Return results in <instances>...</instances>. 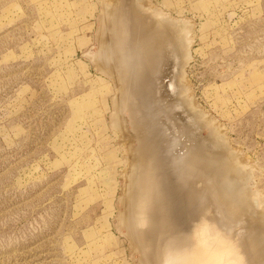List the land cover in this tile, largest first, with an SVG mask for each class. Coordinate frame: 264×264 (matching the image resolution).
<instances>
[{
	"label": "rangeland",
	"instance_id": "1",
	"mask_svg": "<svg viewBox=\"0 0 264 264\" xmlns=\"http://www.w3.org/2000/svg\"><path fill=\"white\" fill-rule=\"evenodd\" d=\"M116 1L0 0V264H141V246L126 231L136 187L145 181L146 203L155 201L165 211L173 208V233L167 232L166 239L190 232L189 224L182 221L181 198L169 199L173 188L168 182L161 184L158 163L148 164L153 157L147 148L153 146L150 138L156 127L151 113L146 108L126 107L134 105L129 102V92L139 94L140 89L130 88L131 72L124 73L122 82L117 76L127 53L120 58L113 51L116 35L108 24H118L113 17L119 12ZM141 3L163 11L170 19L192 24L190 57L182 82L193 97V107L182 111L172 107L167 118L173 122L172 115H177L175 133L185 142L184 155L194 153L195 159L204 162L200 160L199 168L194 162L187 170L194 172L189 184L203 191L196 197L208 196L203 203L209 204L202 213L217 209L216 223L221 222V229L234 240L245 242L261 235L264 242L263 216L247 208L246 198L250 196L246 188L252 187L264 200V0ZM169 26L167 37L173 33ZM145 37L142 40L148 48L152 39ZM164 38L161 47L169 44ZM104 49L106 58L101 53ZM139 49H135L137 55L142 52ZM88 53L97 57L92 59ZM131 59L125 69L131 67ZM165 65L164 73L160 68L162 85L157 88L168 97L170 106L169 101L179 95L172 79L174 61ZM101 66L113 77L102 72ZM115 110L118 123L113 128ZM186 111L189 117H198L188 120ZM182 125L186 133L181 137ZM192 130L195 136L187 135ZM205 159L214 161L211 169L205 166ZM235 160L239 167L242 164L240 169ZM227 180L233 189L234 182L242 186L238 183L225 195L222 188ZM160 186L165 192L157 196L155 187ZM212 190L213 197L207 195ZM228 209L234 212L224 213ZM243 242L242 264L254 260L253 254H258L256 264L264 263V245L257 254L247 256L251 250L246 251Z\"/></svg>",
	"mask_w": 264,
	"mask_h": 264
},
{
	"label": "bare ground",
	"instance_id": "2",
	"mask_svg": "<svg viewBox=\"0 0 264 264\" xmlns=\"http://www.w3.org/2000/svg\"><path fill=\"white\" fill-rule=\"evenodd\" d=\"M140 1L142 2V0H137V3L134 0H118V1H116V2L119 3V5H118V3L115 2L116 5H118V7H119L117 9H119V12L120 13L117 10L116 12L119 14V16L118 17L117 16H114V15L117 14L116 12H114L116 14H113V17L116 18L114 20H116L115 22H118V24L115 25L114 24V21H113V23L111 22L110 24H108V27H109V25H111L110 28H112V29L114 28L115 29V30L113 29V31H115L114 36L116 35V38L114 36H113V38H115L114 39L115 40L114 43L116 45H115V48L113 47V51H114V49H116L114 52H115V54H118V57H120V58H121V56L124 57L123 55H124L125 52L127 53L126 58L123 59V64H124L123 65V68H122V70H120V72L118 71L117 76L120 79V81L122 82V77H123L124 73L131 72L132 74H134L133 83L131 84L130 88L131 89L137 88L138 90L140 89V92H139V94L132 93V91L129 92L131 94L130 95L131 97L128 98L130 100L129 102L134 103V105L133 104L132 105L129 104L130 105L129 106L127 104L126 107H128L129 110H132L134 108H139L140 110L146 108L151 113V118L150 119H151V121H153V122L156 123V127H155L154 136H152V138H150V144L153 143L152 144L153 146L147 148L148 151L151 148L150 151L152 153L149 154V157L150 158L153 157L152 158V161H150V162L148 161V164H150V163H154V164L158 163V167L160 169V170H158V175H159V178L161 180V184H162L163 181H165V182H168L170 184V186L173 188V192L169 196L170 197L169 199H171L172 201H174V200L178 199L179 197L181 198L179 204L182 206V216H181L182 217V221L185 224L188 223L189 226H190V230H191V226H192L193 222L196 221V220H198L199 217L202 214H205V212L202 213L201 210L204 207H206V204L208 205L209 203H205V206H204V203L203 202H207L206 201V198H208V196L206 197V194H205V196L203 195L205 198L202 197V196H201V198L196 197L197 195L200 194L199 192H200L201 189H199V187H197V186L194 187V186H191L189 184L190 177H191V175L194 172L192 173V171H193V169H192L191 170V174H190V173L187 172V170H189V167L190 166L192 167V166L195 165V167H198V166L201 165V162L202 163H204V162L201 159H199V161H198L197 158H199V157H197V156H196V159H195L194 153H193V156H190V155L187 156L188 155L187 153H186L187 155L186 154L184 155L183 147H182V142H184V141L181 142L180 137L177 138L176 137V133H175V127H177V125H178V124L176 125V123H175V120H176L177 115L176 116L175 115H172V116L175 117V119H173L174 117H172V118L169 117V119L171 118V120L172 119L174 120L172 122V121L168 120V118H167L168 117L167 116L168 113L167 112L169 111V109L172 111L173 108H178L179 110L182 111L183 108L188 109L190 107L191 108L193 107L192 104H191L193 102L192 101V98L193 97L190 98L191 95L190 96L188 95L189 92H188V89H186L187 88V86L185 85L186 83L183 84L184 81L182 82V80H184V76H186V75H184V68H185V66H187L186 64H188L187 62L189 61V59L187 61V58L190 57L189 56V51H190V47H191V39H190V36H191V31H192V26H190V25H192V24H189L190 22H186L185 23V22H182L180 20L170 19V17L168 16L169 17L168 18L163 11H161L159 9H155V8H150V7L142 4ZM117 18L119 19L118 21H117ZM112 19L113 18H111V21H112ZM108 22H110V19H109ZM160 22H162V23L160 24ZM163 23H164V26H165V24H167L166 27L167 26L170 27L169 26V24H170L171 27H172L171 28L172 30L170 29V31H172L173 33H175V31H174V28H175V30L177 31L176 32L177 34L173 35V33H172V36H169L170 38L167 37L168 34H169L168 33L169 31L167 30L168 27H167V29H166V27H164L165 29H163V28L162 29H159L160 27H163L162 26ZM103 25H104V23H103ZM100 28L101 27H99V29ZM104 29H105V26H104ZM150 29H154L153 32ZM116 31H117V34H116ZM166 31H168L167 32V36H165L166 35ZM106 32H107V30H106ZM110 32H112V31H110ZM152 34H155L156 37L150 38L152 36ZM160 34H162V36H165V38L162 37V36H160ZM145 36H148L149 39H152V44H149L148 43L150 45V46L148 45L149 46L148 48H147V46H145V45H147V41L144 44L145 41L143 42V40H142L144 38L145 39L147 38ZM163 38H164V40L166 39V41H168L169 44L166 45L167 44L166 43L165 44L166 45L165 47L163 46L164 45L163 44L162 45L163 48H162L160 45L162 44V42H164L163 41ZM167 38L171 39V41L170 40H167ZM173 39L175 40V43H173V41H174ZM173 44H175V45L173 46ZM107 45H106V47H107ZM137 47L140 48L139 50H142V52L138 53V55H137V53H135V49ZM105 49L104 50H101L102 51L101 53H103V56L104 57H105L104 51L107 52ZM99 55L101 56V58L103 57L102 54H99ZM151 55H152V57H151ZM87 56L88 57L90 56L93 59L94 56H96V55L93 56L91 53H88ZM136 56H137V58H136ZM131 57H133V58L135 57L136 60H135V58L134 59H131ZM98 58H99V56H98ZM155 58H157L158 60H156ZM103 59H102V61H103ZM112 59L114 60V58H112ZM130 59L132 61V63L130 64L131 67L130 68L128 67V69H125L126 66L129 65L128 62H130ZM95 60L97 61L98 59L96 58ZM95 60H92V61H94V63H95ZM161 60H162V62H161ZM170 60H173L174 61V65H173L174 70H173V77H172V79H174V81L176 82L175 92L179 95V97H177V95L175 96V99H177V100H175V99L173 100L174 102L177 101L176 103L169 101L171 107L167 105V102L169 100L168 97L163 96V95H160V93L158 92V88H157L160 85H162L160 83V79H162L161 78L162 72L160 74V68L163 70L164 69L163 67L166 66L165 64H167V62L170 61ZM99 61H98V63H99ZM106 61L107 60H105V62ZM97 64H94V65L96 66ZM117 67L118 66H116V69L119 70V68H117ZM100 69L102 70V72H104L108 76L110 75V76L113 77V73L112 72L109 73V71H107L104 66L103 67L101 66ZM163 73H164V70H163ZM168 76H167V81H168ZM163 78H164V76H163ZM117 79H115V80H117ZM185 80H186V78H185ZM127 82H129V81H127ZM130 82H131V80H130ZM166 83H165V85H166ZM169 84H170V81H169L168 85ZM174 85H175V83H174ZM185 86H186V88H185ZM166 87H167V85H166ZM121 88H122V85H121ZM164 90L166 91V89H164ZM162 92H164V91L162 90ZM168 95H169V93H168ZM172 99H171V101H172ZM124 100L126 102V98H124ZM125 102H124V104H126ZM127 102H128V100H127ZM114 104L115 103H113V105ZM115 105L117 106V104H115ZM132 106H133V108L131 109L130 107H132ZM116 109L119 110L118 107ZM194 109H196L195 106H194ZM137 111H135V112H137ZM171 111H169V114L171 113ZM191 111L193 112V110H191ZM116 113H118L117 110H115L112 113V119L110 118L112 120L111 126L113 128L118 123V119H117V114ZM172 113L173 114L174 113L176 114L177 112H174L173 111ZM199 113H201V112H199ZM185 114L187 115L188 112L185 113ZM140 116H141V114H140ZM195 116H196V114H195ZM195 116H193L194 118L192 116L191 117L193 119H196V117H198V116H196V117ZM187 117L189 118L188 120H191L190 119L191 117H189V114H188ZM186 118H185L184 121H186ZM200 118H201V116H200ZM203 120H201V121H203ZM192 122L195 123L196 120H193ZM188 123L190 125V122H187L186 124H188ZM194 123H192L191 126L196 124V123L195 124ZM205 123H207V122H205ZM182 126H181V128H182ZM195 127H197V126H195ZM195 127L192 126V128H195ZM189 128H191V127H189ZM189 128H188V130H189ZM182 131L183 132L180 131L181 132V137H182V134L186 131L185 130V125L183 126ZM192 131H194V132L192 133ZM192 131H191V134L188 131L187 135L188 134L189 135H192V134L194 135L195 130H192ZM214 131L217 132L218 130H214ZM216 136L219 138L222 135L221 136L216 135ZM190 139H192V138H190ZM193 139H195V138L193 137ZM196 140H197V136H196ZM218 141H219V139H218ZM221 141H222V139H221ZM221 141H219V142H221ZM224 141H226V140L224 139ZM211 144H212V142H211ZM218 144H220V143H218ZM199 145L200 146L201 145L203 146V144H199ZM213 146H215V144ZM226 146H228V145H226ZM147 147H148V145H147ZM184 148H186V146ZM178 150H181V153L180 154H176V152ZM196 150H199V149H196ZM202 150L204 151L205 149L203 148ZM198 154L200 155V153H198ZM149 159L146 158L145 160H149ZM207 159H209V158H207ZM200 160H201V162H200ZM204 161L206 163L205 166L207 165V168L208 169H211L210 167L214 164V161L211 162V161L206 160V159ZM194 162H195V164H194ZM221 162H222V160H221ZM234 162H236V165H237L238 162L236 160ZM145 163H147V162H145ZM219 165H221V164H219ZM241 165H240V167H241ZM134 166H135V164L133 162V167ZM237 166L239 167V165H237ZM133 167H132V170H133ZM240 167H239V169H240ZM248 168H250V167H248ZM198 172L195 175V177L198 176ZM195 173H196V171H195ZM247 174H249V173H247ZM229 175H230V173H229ZM193 176H194V174H193ZM217 177H218V175L216 176L215 179H217ZM245 177L248 178L246 175H245ZM232 178L235 179L234 177H231V179ZM246 178H245V180H246ZM237 180L238 179L236 178V181ZM225 183H226V187L225 186L223 187L225 189L222 188V190H224V191H222L223 194H225V192H226V194L228 192L230 193L232 190L234 191L235 187L240 184V182H238L239 184L238 183L236 184V182H234L235 183V187L233 189V184H227V183H229L228 180ZM230 183H231V181H230ZM188 184H189V186L193 187V192H191L192 190L189 189ZM146 186H147V182L145 181V182H143V183L140 184V187L139 188L136 187V189H138V190L135 191V193L137 194V197L135 195V199H136V201H134L135 204L131 208V211L129 212L130 213V217H131L130 223L127 224L128 225L127 226V231L126 230L125 231L127 233H129V235L136 241V243H138L141 246V249H140V252H139L140 253V256H141L140 259L143 260L141 264H157V258H158V255H159V246H160V243L162 242V240L166 239V237L164 235L167 232L173 233V231H172L173 226H172V222H171V220H172L171 217H172V214L174 212L172 210L173 208H171L169 211H165L166 210L165 207L162 208L161 206H159V203H156L155 201L152 202L154 205L151 204L150 203V201H151L150 199H149L150 201H148V203H146L145 200H144V195H146L145 194L146 188H147ZM219 189H221V188H219ZM244 190H243V194L245 193ZM246 191H247V193L249 192L248 196L250 195L249 197H246V198H249L248 199L249 201L247 200V202H248V207L247 208H249L250 211L255 212V214L253 213L254 215H256L258 213L260 216H263L262 223L260 224L258 222V223H255V224H258V225L260 224V226L262 225L264 227V224H263L264 223V209H263L264 208V200H263V198H260L259 197V193L256 190H254L252 187L251 188H249V187L246 188ZM163 192H165V190H164V188H161V186L160 187H155V194L157 196H160ZM201 192H203V191L201 190ZM128 193H129V191H128ZM213 193H214V190H212L211 192H208L207 195H209V196L212 195V197H213ZM247 193H245V194L247 195ZM216 194H217V192H216ZM139 195L143 196V199ZM191 195H193V197ZM241 195H242V193H241ZM219 196H221V195H219ZM124 199H126V198H124ZM129 200H130V198H129ZM201 201H202L203 204H201ZM237 204L238 203H235L234 206L236 207ZM241 205L242 204H239L238 205V206L241 207L240 209H242V207H243ZM147 206H148V211H147V208H146ZM234 206H233V208H235ZM231 210L232 209H228L229 212H224V213H226V214L227 213H231L232 214L234 211H231ZM235 210H237V208H235ZM260 210H261V213H260ZM206 211H207V209H206ZM211 211L212 212L209 213V215L216 222L217 219H218V216L215 214V212L217 211V209H215V212L213 210H211ZM226 211H227V209H226ZM240 211H243V209L240 210ZM240 211L238 210V212H240ZM200 213H201V215H200ZM221 213H222V210H221ZM221 215H223V214H221ZM127 216H129V215H127ZM223 216H226V215L224 214ZM222 218H225V217H222ZM228 218H231V216H229ZM225 219H227V218H225ZM119 220L121 222L122 219H119ZM228 220H230V219H228ZM120 222H119V224H120ZM223 222H226V221H222V223ZM122 224H123V222H122ZM145 224H147V228L145 230H141L142 228H144V225ZM219 224H221V222H219L218 225ZM123 225H125V224H123ZM123 225H122V227H123ZM221 225H219V226H221ZM225 225H226V223H225ZM222 226H224V225H222ZM230 227H231V225H230ZM254 227H256V231H258L257 230V227L258 226H254ZM259 233L260 232H258V234ZM176 237H181V235H178L177 234ZM256 237L253 238V240L250 239V241L248 239H246V238H245L246 239L245 242H243V240H242V242L245 245L247 244L246 245V251H247V248H249L251 250L250 251L248 249V251H250V253L248 252L249 254H247V256L248 255L251 256V254H253V253L257 254L258 248H259V250L263 248L264 242L261 239V235H258ZM236 240L235 241H236V244H237L238 249H239V252H240V250L242 249L241 246L243 244H242L241 241H238L239 239H236ZM178 242L179 243H183L184 241L182 239H180ZM240 242H241V244H240ZM260 247H262V248H260ZM263 251L264 250H261L262 253H264ZM242 252H243L242 254H245L246 253V252L244 253V251H242ZM240 256H241V259L243 260V257H242L243 255L240 254ZM250 256H249V258L251 259ZM252 256H253L252 258H255V257L258 258L257 257L258 254H257V256L254 255V254ZM244 258H246V254H245V257ZM256 258L254 259L255 261L257 260ZM263 258H264V256H263ZM246 260H248V259H246ZM254 260H252V261L249 260V262H254ZM246 262H244V264ZM262 264H264L263 261H262Z\"/></svg>",
	"mask_w": 264,
	"mask_h": 264
},
{
	"label": "clouds",
	"instance_id": "3",
	"mask_svg": "<svg viewBox=\"0 0 264 264\" xmlns=\"http://www.w3.org/2000/svg\"><path fill=\"white\" fill-rule=\"evenodd\" d=\"M157 264H242V259L236 241L205 213L190 232L162 240Z\"/></svg>",
	"mask_w": 264,
	"mask_h": 264
},
{
	"label": "water",
	"instance_id": "4",
	"mask_svg": "<svg viewBox=\"0 0 264 264\" xmlns=\"http://www.w3.org/2000/svg\"><path fill=\"white\" fill-rule=\"evenodd\" d=\"M166 82H167V80H166Z\"/></svg>",
	"mask_w": 264,
	"mask_h": 264
}]
</instances>
